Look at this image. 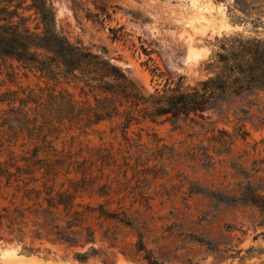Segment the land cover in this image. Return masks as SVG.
<instances>
[{"label":"trees","instance_id":"obj_1","mask_svg":"<svg viewBox=\"0 0 264 264\" xmlns=\"http://www.w3.org/2000/svg\"><path fill=\"white\" fill-rule=\"evenodd\" d=\"M240 9L247 19L233 23L244 29L214 39L203 80L191 85L181 77L175 86L147 94L124 69L72 40L50 0H0V228L18 232L22 240L30 233L42 240L38 228L29 231L32 217L35 227L43 226L62 244L91 245L76 254L80 262L100 256L92 219L138 230L126 203L149 204L143 187L163 178L175 155L165 145L143 153L129 138L130 128L144 122L197 125L224 105L264 94V19ZM150 72L163 75L158 67ZM30 76L36 84L23 86ZM104 123L129 145L124 153L79 147L81 135ZM211 133L207 147L187 152L207 168L249 136L244 126ZM257 164L264 165V158ZM241 172L245 183L231 197L193 192L256 208L264 218V185ZM135 252L147 264H159L140 233Z\"/></svg>","mask_w":264,"mask_h":264},{"label":"rangeland","instance_id":"obj_2","mask_svg":"<svg viewBox=\"0 0 264 264\" xmlns=\"http://www.w3.org/2000/svg\"><path fill=\"white\" fill-rule=\"evenodd\" d=\"M50 1L72 40L124 69L147 94L173 87L181 77L191 85L203 80L214 39L244 29L233 23L247 19L240 8L248 10L251 19H264V0ZM149 59L152 62L145 66ZM152 67H158L162 77H154ZM21 84L35 85L36 80L30 76ZM205 117L197 125L144 122L130 128L129 138L143 153L165 145L175 155L166 163L165 176L143 187L149 204L126 203L138 230L92 219L93 247L100 256L80 262L76 254L86 253L91 245L62 244L43 226L35 227L30 217L29 231L38 228L44 233L42 240L32 233L22 240L18 232L0 228V264H147L135 252L138 233L159 264H264V218L259 211L193 192L202 189L231 197L245 183L243 170L252 183L264 185V165H253L264 158V94L224 105ZM242 126L248 138L238 139L231 153L216 158L212 167L187 157L188 150L209 145L213 130L233 132ZM110 128L104 123L95 133L81 135L79 147L124 153L129 145Z\"/></svg>","mask_w":264,"mask_h":264}]
</instances>
